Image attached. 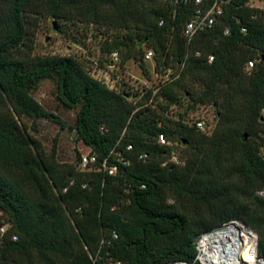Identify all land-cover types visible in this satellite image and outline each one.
Returning a JSON list of instances; mask_svg holds the SVG:
<instances>
[{"label": "trees", "instance_id": "trees-1", "mask_svg": "<svg viewBox=\"0 0 264 264\" xmlns=\"http://www.w3.org/2000/svg\"><path fill=\"white\" fill-rule=\"evenodd\" d=\"M248 1L232 0L187 44L190 10L163 0H0V214L17 236L0 247V264H199L196 239L232 220L257 234L264 257V11ZM30 15L100 26L103 54L148 75L151 50L153 72L171 70L168 79L155 94H130L74 58L32 57ZM43 80L76 110V140L94 169L59 164L27 134L25 120L54 118L32 96ZM181 97L215 109L210 135L166 115ZM158 133L180 146L184 165L161 166ZM105 158L115 176L98 169Z\"/></svg>", "mask_w": 264, "mask_h": 264}, {"label": "rangeland", "instance_id": "rangeland-1", "mask_svg": "<svg viewBox=\"0 0 264 264\" xmlns=\"http://www.w3.org/2000/svg\"><path fill=\"white\" fill-rule=\"evenodd\" d=\"M248 5L264 11V0H249ZM28 22H30L28 35L32 41V57L74 58L83 65L91 77L103 81L111 88L123 89L130 94L140 93V95L143 89L151 88L156 92L171 72L168 70L165 75L152 73L154 63L149 61L144 63L145 69L148 70V75H145L139 63L130 59L125 62L122 69L111 74L105 66L108 57L101 52V45L104 43L102 27L82 25L75 21L54 23L53 19L43 15H30ZM29 44V40L26 41L21 51L26 50ZM32 96L48 113L54 115V118L40 119L34 123L25 120L29 126L26 130L27 134L39 141L46 153L54 154L59 164L73 165L78 169L80 156L87 154L90 149L76 140L74 130L76 110L66 109L59 103L56 86L50 80L39 83ZM166 115L170 118L181 117L184 124L203 118L210 127L208 135L213 132L217 122L213 107L200 104L192 106L190 100L185 97H181L178 103L170 105Z\"/></svg>", "mask_w": 264, "mask_h": 264}, {"label": "built area", "instance_id": "built-area-1", "mask_svg": "<svg viewBox=\"0 0 264 264\" xmlns=\"http://www.w3.org/2000/svg\"><path fill=\"white\" fill-rule=\"evenodd\" d=\"M168 2L174 9L177 7L188 8L191 12L190 18L184 23L182 27V36L187 44L199 32H203L213 28L219 18L224 14L226 7L232 0H163ZM248 7V2L246 3ZM162 25V22L159 23ZM229 27H226L224 34H228ZM242 33L246 29H241ZM198 54V53H197ZM213 57H209V62ZM153 61V52L151 50L145 51L142 62L147 63ZM121 57L118 52H112L108 61L105 63L106 69L110 70L111 74H115L120 69ZM255 61L250 60L244 64L243 71L250 74L254 68ZM122 69V68H121ZM152 73L153 70H152ZM164 84V83H162ZM108 87L109 85L106 84ZM111 88V87H109ZM144 88V87H143ZM146 90V89H145ZM143 89V93L145 91ZM146 92V91H145ZM155 94V91H153ZM261 116L264 117V109L261 111ZM189 127H193L197 132L208 135L210 127L203 118H197L185 123ZM156 142L160 147L166 149L164 160L161 166L176 165L182 166L185 159L182 156L180 146L167 139L164 133H158ZM131 146L127 147L130 150ZM260 156L264 160V148L260 149ZM146 155H141L139 158H145ZM97 163L95 155L90 153L81 155L78 163L79 171H89L94 169ZM127 164V162H123ZM99 170H102L108 176H115L117 174V167L113 164H108L105 158L101 162ZM73 180L69 184H73ZM85 186V185H84ZM67 191V187L64 188ZM258 197L264 198V190L256 192ZM12 224L0 214V247L7 240L16 241L17 236L10 232ZM196 261L199 264H264V257L259 254V239L257 234L244 225L242 222L232 220L226 224L216 227L210 231L201 234L195 242Z\"/></svg>", "mask_w": 264, "mask_h": 264}]
</instances>
